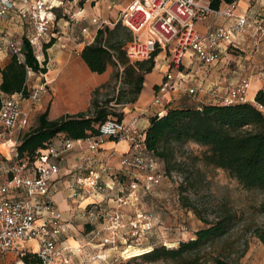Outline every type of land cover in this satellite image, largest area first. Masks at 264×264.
Wrapping results in <instances>:
<instances>
[{
	"label": "built area",
	"instance_id": "obj_1",
	"mask_svg": "<svg viewBox=\"0 0 264 264\" xmlns=\"http://www.w3.org/2000/svg\"><path fill=\"white\" fill-rule=\"evenodd\" d=\"M65 0H0V23L13 17L21 24L28 22L31 31L14 37L0 30V53L23 62V37L29 43L39 67H43L45 45L57 39L53 27L58 10L63 17L76 23L84 16L63 9ZM221 3L212 9L208 0H132L113 22L92 18L97 33L104 27L120 24L131 39L123 46L129 63L142 62L154 54L168 56L166 71L155 89L150 103L137 111L129 122L122 118H107L98 125V135L71 140L55 137L31 162L17 159L16 148L22 132L28 127V111L21 108L27 101L30 108L38 105L49 93V83L38 81L27 71L23 89L13 95H1L0 156L8 162L0 167L4 183L0 185V261L14 253V264H25L23 256L35 254L39 264H122L131 259L127 248L170 245L162 241L146 243L158 224L157 216L140 208L143 195L162 184L167 174L162 161L146 146L145 129L137 125L144 114L162 116L167 110L170 94L182 89L193 97L197 90L205 91L206 104L235 105L252 103L264 113V108L248 98L253 82L264 81V66L252 76H242L233 85H206L211 70L229 51H243L248 45L252 53L262 51L264 42V0H246V9L238 4ZM66 3L76 5L72 0ZM259 3L257 12H250ZM81 11V10H80ZM204 25L200 32L197 25ZM82 33L87 32L83 28ZM38 76H43L38 74ZM112 140L124 142L128 149L110 166L112 154L102 156L101 146ZM87 148L81 150L82 144ZM79 147L77 158L67 164V157ZM60 195L68 205L69 217H64L54 197ZM91 198L93 201L83 204ZM86 228L77 245L69 243L75 223ZM34 246H26L27 244ZM144 253V254H146Z\"/></svg>",
	"mask_w": 264,
	"mask_h": 264
},
{
	"label": "trees",
	"instance_id": "obj_2",
	"mask_svg": "<svg viewBox=\"0 0 264 264\" xmlns=\"http://www.w3.org/2000/svg\"><path fill=\"white\" fill-rule=\"evenodd\" d=\"M86 1L80 0L79 5ZM208 1L212 9H217L221 3L229 4L234 0ZM130 39L129 32L120 24L104 27L97 31L93 43L84 46L80 52L81 59L92 73L102 74L110 65L121 67L122 82L129 87L125 93L129 95V99L123 101L118 97V91L116 98L99 102L96 95L107 86L106 83L93 91L91 109L86 112L49 121L45 111L38 116L36 127L21 137L16 148L17 159L32 162L36 153L44 150L59 135L71 140L85 139L98 135V125L109 116L116 117L117 120L123 118L122 113H116L114 108L136 101L143 88L145 75L150 74L155 66V54L146 61L129 63L123 46ZM54 41L52 39L45 45V50L50 48ZM23 56V62L10 56L9 62L0 71V100L1 95L10 96L23 89L27 71L36 75H44L47 72L46 54L43 67H39L24 37ZM117 76L118 73L114 78ZM254 102L264 108V89L257 91ZM148 121V127L145 129L146 146L165 165L169 164L168 145L192 142L206 148L201 158L204 164L227 172L243 190H264V113L254 104H204L196 108H171L162 116L150 115ZM184 206L190 209L188 205ZM191 209L198 215L194 207ZM232 222L233 219L229 216L217 219L209 223L208 227L196 231L194 238L180 242L175 249L158 245L149 253H146L149 248L130 253L129 260L142 259L149 264H201L200 251L210 242L224 236L231 228ZM252 235L264 247V223L254 228ZM172 246L174 245H170ZM22 259L25 264L40 263L35 254L27 253ZM214 262L237 264L220 259H215Z\"/></svg>",
	"mask_w": 264,
	"mask_h": 264
},
{
	"label": "rangeland",
	"instance_id": "obj_3",
	"mask_svg": "<svg viewBox=\"0 0 264 264\" xmlns=\"http://www.w3.org/2000/svg\"><path fill=\"white\" fill-rule=\"evenodd\" d=\"M75 1L73 10L82 6L79 5L80 0ZM66 2L68 1H64L63 9L73 12L70 4ZM83 4L88 7L90 2L87 0ZM61 13L62 10H58V14ZM56 27L55 24L54 31H57ZM244 56L245 53L233 50L226 61L230 67H235L237 63L244 61ZM167 59L168 56L164 58L162 54L157 61L166 64ZM109 67L112 69L111 78L107 86L96 95L97 100L103 103L114 99L118 91H120L119 98L123 101L128 100L129 95L125 93L128 92L129 87L122 82V68L113 65ZM116 73L118 76L114 78ZM252 74V76L256 75V73ZM261 82L263 84L261 83L260 89H264V81ZM114 109L116 113H122L124 116L122 106H116ZM108 118L117 119L113 116ZM5 150L4 147H0L1 152ZM205 151L206 148L192 142L167 146L169 164L162 163L163 169L167 174L175 175L176 180L165 179L149 194L143 195L138 204L140 208L154 213L158 218L155 232L146 243L160 240L167 245H174L169 247L175 249L180 242L194 238V233L208 227L209 223L229 216L233 219L231 228L224 236L210 242L200 251V263L215 264L214 260L220 259L237 264H264V247L252 235L253 229L264 223V190H243L227 172L203 163L201 158ZM7 166L8 162L0 156V167L3 171ZM184 205H188L190 209ZM191 207L196 209L198 215ZM75 227V231L72 230L69 237L77 242L85 234L86 228L82 229L80 223H75ZM70 242L71 245H76L72 240ZM147 248L149 247L127 248L125 256L130 258V253ZM122 264L149 263L142 259H133Z\"/></svg>",
	"mask_w": 264,
	"mask_h": 264
},
{
	"label": "crops",
	"instance_id": "obj_4",
	"mask_svg": "<svg viewBox=\"0 0 264 264\" xmlns=\"http://www.w3.org/2000/svg\"><path fill=\"white\" fill-rule=\"evenodd\" d=\"M132 0H88L90 2L87 7L83 4L75 10L73 4H70L73 12H79V16H84V19L78 23L69 20L66 17L57 13L56 28L57 39H55L52 46L46 49V70L43 76L33 75L29 79L28 85L38 81H47L49 83V93L44 95L38 105L30 108L27 101L21 102V108L28 114V127L23 130L24 133L34 129L37 125V118L39 115L47 111V119L49 121L58 120L65 116H74L78 113L86 112L91 109L90 104L93 97V91L100 86L109 82L112 74V69L108 66L106 71L102 74L92 73L84 61L80 57V52L86 45L93 43L96 36L94 26L91 24L92 18L102 19L108 22H113L118 17V14L123 10ZM238 6L244 10L246 9V0H241ZM259 3L252 5L250 12H257ZM81 10V11H80ZM1 30L7 31L14 37L23 36L25 33L31 31L28 22L24 21L21 24L16 18L10 21L0 23ZM87 28V32L82 33V29ZM198 31H204V25H197ZM20 35V36H19ZM228 53L223 54L221 62L214 67L208 78H206V85L215 84L221 86L233 85L241 76H248L252 73H257L264 66V42L262 44V51L258 54H252L248 45L243 49L245 53L244 61L237 63L235 67H230L227 63L229 57ZM44 54V55H45ZM242 57V56H241ZM45 58V56H44ZM8 54L0 53V71L9 62ZM166 64L156 62L154 69L150 74L145 75L143 88L133 104L123 106V119L125 122L131 121L138 113V110L145 108L153 98L155 89L160 84L162 76L166 71ZM238 75V76H235ZM238 77V78H237ZM33 78V80H31ZM1 82V74H0ZM263 82L255 81L252 83L248 98L254 101L256 92L261 88ZM207 95L203 90H197L193 97L187 96L182 89L170 94L166 100L167 109L171 108H196L204 105L207 102ZM149 114L141 115L137 119V125L146 129L149 124ZM83 149L87 146L82 144ZM126 143H115L112 140L106 141L101 146L102 156L106 158L112 154L109 163L110 166L116 168L120 156L127 151ZM78 146H75L74 151L67 157V164H72L77 158ZM4 183V176H0V185ZM54 200L58 208L64 212V217H68V205L62 196L57 195ZM93 201L91 198L83 201V204ZM79 223V222H76ZM82 238V237H81ZM72 240L76 245V241ZM80 241V240H78ZM34 246L27 244L26 246ZM35 247V246H34ZM16 256L14 253L8 254L0 264H14Z\"/></svg>",
	"mask_w": 264,
	"mask_h": 264
}]
</instances>
